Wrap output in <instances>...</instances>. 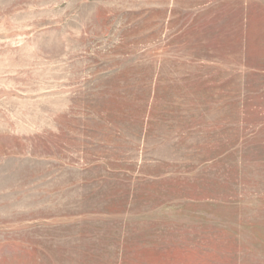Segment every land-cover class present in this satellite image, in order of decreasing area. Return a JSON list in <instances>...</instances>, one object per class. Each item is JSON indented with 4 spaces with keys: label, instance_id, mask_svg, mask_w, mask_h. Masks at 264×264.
Returning a JSON list of instances; mask_svg holds the SVG:
<instances>
[{
    "label": "rangeland",
    "instance_id": "1",
    "mask_svg": "<svg viewBox=\"0 0 264 264\" xmlns=\"http://www.w3.org/2000/svg\"><path fill=\"white\" fill-rule=\"evenodd\" d=\"M0 264H264V0H0Z\"/></svg>",
    "mask_w": 264,
    "mask_h": 264
}]
</instances>
